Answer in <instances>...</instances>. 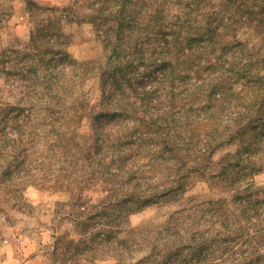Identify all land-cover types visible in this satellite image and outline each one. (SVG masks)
I'll return each mask as SVG.
<instances>
[{
    "label": "rangeland",
    "instance_id": "obj_1",
    "mask_svg": "<svg viewBox=\"0 0 264 264\" xmlns=\"http://www.w3.org/2000/svg\"><path fill=\"white\" fill-rule=\"evenodd\" d=\"M144 2L151 27L141 22L117 40L112 15L106 21L96 14L103 5L116 15L115 0H0V264H165L203 249L197 244L216 249L199 253L208 259L235 250L264 264V243L257 246V239L242 245L240 237L228 247L231 236L216 232L219 222L195 225L210 205H221L223 215L233 207L234 186L251 182L250 191L264 198V89L241 88L238 79L231 87L235 71H220L219 64L208 75L200 68L201 56L211 61V53H201L199 42L185 44L190 29L178 24L190 9L185 0H166L164 19L153 17L160 0ZM219 2L187 18L203 24L211 19L206 10L223 21L239 18V9L229 5L224 12ZM159 20L181 28L169 48L161 47ZM255 28L222 29L217 39L232 47L247 41L260 69L264 24ZM138 48L151 66L133 57ZM154 51L175 65L182 80L177 76L174 85L184 82L173 99L159 96L163 83L154 76L161 69L149 63ZM232 60L227 55L221 62L227 67ZM114 67L117 83L103 75ZM127 80L138 83L129 87ZM217 83L224 94L214 99L208 87ZM142 85L153 86L143 105L139 92L132 95ZM152 112L160 119L154 122ZM167 142L169 150L162 151ZM10 153L19 166L7 167ZM155 190L165 194L144 202Z\"/></svg>",
    "mask_w": 264,
    "mask_h": 264
},
{
    "label": "trees",
    "instance_id": "obj_2",
    "mask_svg": "<svg viewBox=\"0 0 264 264\" xmlns=\"http://www.w3.org/2000/svg\"><path fill=\"white\" fill-rule=\"evenodd\" d=\"M160 1L161 4H159V6L155 10V12H157L158 15H154L153 17L154 18L157 17L158 19L159 18L164 19L166 15L169 13L165 6L166 0H160ZM185 1H186L185 6L187 8H190L189 12L185 11L184 12L185 15L183 19L180 22L178 21V24L179 23L183 25L186 24L187 25L186 27L190 29L188 31V35L185 36L186 38L185 44L192 46L197 42H199L198 48L201 49V53L205 50V48H207L208 52L211 53V58H210L211 61L205 60L206 62H204V58L201 56L200 62L205 64V66L200 68L204 70V72L208 75L209 73H212L211 70L212 68H214L213 66L215 64H219L221 67L220 71H225L226 69H228V71H232V70L235 71L234 74L236 75V78L231 77L229 79L231 82L230 83L231 87H233V85L235 86L236 83L235 80L238 79L241 82L242 85L241 88L249 86L250 88H254L255 90H259L261 87L262 89H264V65L260 67V69H263L262 70L263 74H260L259 72L260 69L257 67V65H259V62L261 61H258L255 54L247 50L248 42L245 40L244 41L235 40L234 45L232 47L231 45L227 44V41L223 40L222 36H221L222 40L217 39V37L220 36L219 30L222 29H224V32H228L229 30L230 31L235 30L237 27H248L251 32L256 33L258 29L255 27L264 24V0H223L225 7L222 9H226L224 10V12H226L229 9L228 8L229 5L231 6L234 5L236 9H239L240 11L239 18H235V16H233L234 14H230L229 16H227L226 20L223 21V18L220 19L212 12H209V10H206V12H204L203 14H207L209 17H211V19L206 20L203 24L200 23L192 24L187 17H190L192 11L195 10L197 7L200 6L199 10L201 11L202 6L206 7L207 3L210 1H213V4H215L216 0H185ZM219 1H220L219 3H221V0ZM115 2L116 5H118V7L116 8L117 9L116 15H114V13L112 14L111 11H106L103 5H100V7L97 8L98 12H96V14L97 17L102 18V20H106V21L110 19L109 17L112 15L111 18L115 21L114 24L116 23L113 31L117 36V40H121V38L124 36L125 29L133 31L135 27L138 28L142 25L141 22L146 21V28L151 27V23H150L151 18L147 20L142 15V10L144 9L145 6L144 0H115ZM193 4L195 5V8L194 6L192 7ZM200 13L201 12H199L197 15H199ZM176 18L180 20L182 16H179L177 14ZM165 21L167 22H162L161 20H159V22L157 23L158 25H156V31L160 35L162 39V43L164 42L163 44H161L162 48L167 47L166 45H168L170 41L175 42L178 38L179 33L181 32V28L174 31L176 26H178L177 23H171L172 20H165ZM114 24H111L110 26H108V28H111V26H113ZM105 34H107L106 30H105ZM168 36H170V38H168ZM173 45L175 44L173 43ZM121 48L125 50V47H121ZM114 49L116 48H113V52ZM154 49H157V47H154ZM160 51H154L155 54L156 53L158 54H156L155 58H153L149 63L158 62L157 65L154 66L155 68L154 67L153 68L155 70L156 68L161 69V72L157 74L158 76H154V78L159 77L160 83H163V92H161L159 96L162 93H165V97L169 99H173L171 95H175L177 91L183 92V90H181L180 88L184 85L183 84L184 82L182 81V83H178L177 85H174V81L177 76H178V80H182V79H180V76L177 73H175L174 70L175 65L171 62V60H169L165 56H161V57L159 56ZM132 53H133V57L136 59L138 63H143L145 64V66L147 65L151 66L150 64L145 62L146 57H144L145 56L144 48L135 49ZM227 55H232L233 60L228 64L227 67H225L224 64L221 62V60L224 59ZM62 56L63 55H60L59 58H56L55 61L59 59L61 60ZM177 60H178V55L175 57V61ZM130 63L132 62L130 61ZM116 67L119 66L117 65ZM116 67H114L113 69L111 68L112 72L108 68H106L107 70L103 72V75L109 73V76L112 79H114L115 82L117 83V76L119 72L118 69L120 67L119 68ZM151 69L147 71H143L140 74H138L139 77L135 78V80L139 78H143L144 76L148 75L149 72H152ZM57 71L59 72L58 74H60L62 71V66L58 67ZM33 72L36 73L35 70ZM44 73L47 74L49 72L47 70H44ZM218 74L219 73H215V75ZM44 78L46 77L44 76ZM208 80L210 79L209 78L206 80L203 79L201 81L197 80L198 82L196 83H190L189 90L202 88V86H204V84H206ZM127 84L129 85V87L135 85L130 80H127ZM119 85L122 86L121 84ZM222 86L223 85H221V83L220 84L217 83L214 86L208 87V89L210 90L209 93L214 99H219L223 96L224 90L222 88H224V86L223 87ZM151 90H153V86L145 87L142 85L140 89L133 87L132 95L137 96L133 94V91L139 92L140 94L138 96H140L142 100L141 105H143L144 100L149 97ZM120 101L122 102L121 99ZM149 111L152 110L147 106V112ZM110 116L115 118L116 114L114 113L109 115V117ZM160 117L161 116L157 117V114L155 112L151 113V119H153L154 122L160 119ZM113 118H109V119H113ZM3 139H7V138L1 139L4 142L5 140ZM169 148H170L169 143L168 142L164 143V148L162 149V151L169 150ZM10 154L12 155V157L8 160L7 167H10L13 162H16V164H18L19 166L20 161L18 160V156L14 153H10ZM7 157H9V154ZM98 161L104 162L103 157L99 158ZM43 163L44 161L43 162L41 161L40 164ZM15 168H17L16 165ZM5 169L7 170L10 168H5ZM224 170H228V168ZM222 174L223 176L225 174L226 180L230 175L227 171L226 173L223 172ZM232 183L235 182L232 181ZM246 185L248 186L240 187L237 185L233 187V190H235L234 201H233L234 206L231 207L230 209L228 208L227 212L224 215L222 212H220L221 205L220 206L210 205L207 208V210H204L202 213H200V217L197 219V221L195 220L196 222L195 225L201 223L207 224V223L219 222L221 228L217 229L216 232L218 234L225 235L226 238L231 236L230 245H228V247H233V245L238 243L237 241L239 240L240 237H243L244 239L243 241H241L242 245H247L248 243L255 241V239H257L256 240V243H258L257 246L262 245V243H264V198H261L262 196L259 195L257 191L256 192L250 191V189L252 188L251 182H248ZM160 194H165V191L163 192L160 190H155V192H153V194H151L144 202L147 203L153 201L154 198L156 197L159 198ZM249 211L253 213L250 217L247 215ZM246 216H248V218ZM244 220L246 222L243 223ZM249 230L255 232V235L251 234ZM189 237L191 238L190 235ZM193 237L194 234H192V239ZM200 242L201 240L198 241V243ZM179 243L184 244V242H179ZM197 245L199 246V248H203V249H199L200 251H194L191 254L188 252L189 255L187 258L183 257L178 260L176 258H173L169 262H166L165 264H197V263L207 264L209 260H211V262L215 264H224L226 259H230L231 264H259V256H256L255 258L252 254H248L244 257L243 256L238 257L240 255L233 254L235 250H233L232 253L225 254L223 257L220 256L217 258L208 259L206 256H202V254L199 253L203 252L204 250H208V248L212 252H214L216 249H213L212 247H205L207 246L206 244H202V245L197 244Z\"/></svg>",
    "mask_w": 264,
    "mask_h": 264
}]
</instances>
